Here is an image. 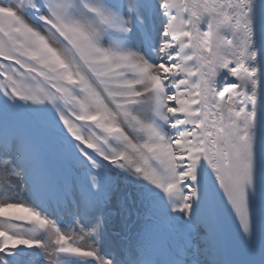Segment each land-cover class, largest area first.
<instances>
[{
  "label": "snow or ice",
  "instance_id": "6c2138e0",
  "mask_svg": "<svg viewBox=\"0 0 264 264\" xmlns=\"http://www.w3.org/2000/svg\"><path fill=\"white\" fill-rule=\"evenodd\" d=\"M159 226L167 264L264 251V0H0V264H159Z\"/></svg>",
  "mask_w": 264,
  "mask_h": 264
}]
</instances>
